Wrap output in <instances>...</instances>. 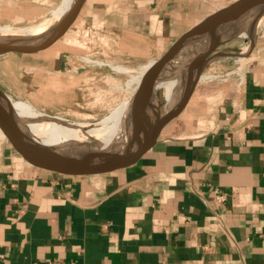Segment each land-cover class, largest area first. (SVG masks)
<instances>
[{
  "label": "crops",
  "instance_id": "0c3cea01",
  "mask_svg": "<svg viewBox=\"0 0 264 264\" xmlns=\"http://www.w3.org/2000/svg\"><path fill=\"white\" fill-rule=\"evenodd\" d=\"M64 1L0 0V24L36 23ZM235 1L86 0L50 50L2 59L0 83L35 111L129 97L144 68ZM251 57L211 61L155 145L111 174L59 177L0 131V264H264V56ZM215 189L229 195L219 218L204 203Z\"/></svg>",
  "mask_w": 264,
  "mask_h": 264
},
{
  "label": "water",
  "instance_id": "95a60500",
  "mask_svg": "<svg viewBox=\"0 0 264 264\" xmlns=\"http://www.w3.org/2000/svg\"><path fill=\"white\" fill-rule=\"evenodd\" d=\"M85 3L86 0H77L54 34L44 44L36 48L0 46V59L30 58L50 50L68 33ZM260 3H264V0H236L227 7L209 15L182 35L158 61L149 67L125 105L130 110V113H132L134 124L137 122L140 125H144L147 129L146 136L138 148L129 154L108 150L95 165H77L72 159L65 158L55 151L35 143L27 133V130L18 123L9 111L4 109L1 101L7 104L9 101L1 92L0 131L14 150L26 161L62 178L87 179L132 167L155 145L163 129L182 114L205 67L217 58L236 57L233 54L223 53L220 50L231 40L234 34L233 26L236 21L250 11L251 8H254L256 4ZM205 32H210L213 35L211 45L209 49L189 59L184 65L182 72L185 73V88L179 105L165 116L157 117L153 124L150 123L142 116L139 109L142 98L154 94V90L161 79L164 69L177 57L186 43L191 38ZM155 94L159 98V94ZM155 103L156 105L158 104L157 101ZM9 104L8 107H10ZM134 132L135 128L132 133L134 134Z\"/></svg>",
  "mask_w": 264,
  "mask_h": 264
},
{
  "label": "bare ground",
  "instance_id": "6f19581e",
  "mask_svg": "<svg viewBox=\"0 0 264 264\" xmlns=\"http://www.w3.org/2000/svg\"><path fill=\"white\" fill-rule=\"evenodd\" d=\"M76 1L65 0L64 5L54 13L51 20L34 27L21 28L23 30L14 29V27H12L13 29H0V46L36 48L44 44L54 34ZM260 7L263 8L264 3L256 4L250 12L251 16L258 12ZM212 39L213 35L210 32L191 38L177 57L164 69L154 94L142 98L139 104L140 112L147 121L153 124L156 121V113L159 117H163L179 105L185 88L183 67L189 59L209 49ZM150 66L144 68L141 76ZM162 89H165V96L159 108L158 104L155 103L158 100L155 93L160 95L159 91ZM6 98L10 107L6 102L1 101L4 109L9 111L18 123L27 130L35 143L49 148L65 158L72 159L77 165H95L108 150L129 154L138 148L147 133L144 125L137 122L134 124L132 113L125 105L123 110H116L110 117L90 127L87 124L77 125L61 119L49 118L47 115L35 111L26 103L14 102L7 96ZM110 120H113L112 125L109 124ZM125 121L126 123H124ZM99 135H106L110 138V142L106 144L87 142L88 139L96 138Z\"/></svg>",
  "mask_w": 264,
  "mask_h": 264
},
{
  "label": "rangeland",
  "instance_id": "374dc122",
  "mask_svg": "<svg viewBox=\"0 0 264 264\" xmlns=\"http://www.w3.org/2000/svg\"><path fill=\"white\" fill-rule=\"evenodd\" d=\"M260 4H262V3H260ZM254 8H255V6H254ZM252 10H253V8H251L250 11H248L246 14L241 16L236 21L235 25L233 26L234 34H233L231 40L227 44H225L220 50L223 53H229V54L235 55L236 57H231V59L240 60L242 63H245L249 56H252L251 58H253V59H255V58L257 59L259 57L264 56V7L261 9H258L257 10L258 12H256L255 14H253L251 16L250 12H252ZM52 17H53V14L42 19V20H40V21H37L36 23H31V24H29V23L28 24H20V25H11V24H9V25L4 24L3 25V24H0V29H5V28L11 29L12 27H14V29L20 28V30H23L21 28L34 27L36 25H39L41 23H44V22L51 20ZM250 28H251V30H250ZM240 35H241V37H240ZM64 49H66V47H64ZM226 58H228V57H226ZM226 58L222 57L221 59L223 61H225ZM1 60L2 59H0V61ZM4 61H6V60H4ZM19 63H21V62H19ZM14 65H17V64L11 62V64L8 66L11 67ZM6 68H7V65L5 63H0V72L5 71L4 69H6ZM137 81H138V79H137ZM0 88L14 102L25 103L23 100L25 98L23 96V94L18 96V97L13 96L12 95L13 90L9 85H7L6 82L0 83ZM164 91H165V89H162L159 91L160 95H159V98L157 100L159 108H160V106L163 102V98L165 96ZM130 97H131V95H129V97L125 98L124 96L116 94V96L113 98H110V97L104 98L103 100L100 101L101 104L96 105V103H95L93 106H88L87 110H81V109H78V110H75V109L74 110H68V109L67 110H61L60 108L58 109L55 107L54 108L50 107V108L46 109V111H44L43 110V108H44L43 104L34 102L32 105H34V107H36L37 112H39V111L43 112L49 118L61 119V120L70 122L72 124H77V125L87 124L88 126L93 127L94 125L103 121L105 118L110 117L116 110H118V109L123 110V106L127 104ZM85 99H86V97H85ZM91 101H93V99L92 100L91 99L85 100L86 103H88V102L90 103ZM86 103H84V104H86ZM28 106H30V105H28ZM108 106H110V107H108ZM111 106H113V107H111ZM157 117H159V115L156 114V118ZM112 121L113 120H110V122H109L110 125L113 124ZM81 142H85V141H81ZM87 142L96 143V144H106V143L110 142V138L107 137L106 135H102V136L99 135V136H96V138H91L90 140L88 139Z\"/></svg>",
  "mask_w": 264,
  "mask_h": 264
},
{
  "label": "built area",
  "instance_id": "2783aa9c",
  "mask_svg": "<svg viewBox=\"0 0 264 264\" xmlns=\"http://www.w3.org/2000/svg\"><path fill=\"white\" fill-rule=\"evenodd\" d=\"M229 201V195L225 191L221 189L214 190V205L211 207L208 206V203L204 200V203L207 205L208 209L210 210L211 214L214 217H220L219 209L224 208Z\"/></svg>",
  "mask_w": 264,
  "mask_h": 264
}]
</instances>
